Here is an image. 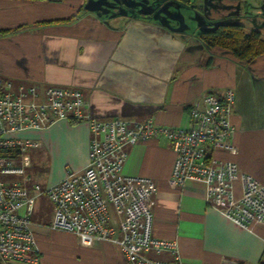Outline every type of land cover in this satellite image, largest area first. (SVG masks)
<instances>
[{"label": "crops", "instance_id": "1", "mask_svg": "<svg viewBox=\"0 0 264 264\" xmlns=\"http://www.w3.org/2000/svg\"><path fill=\"white\" fill-rule=\"evenodd\" d=\"M218 25H240L264 37V0H0V81L13 93L21 86L78 90L98 121L152 120L180 128L189 126L193 101L208 94L221 99L232 89L236 152L216 150L214 157L236 163L264 185V55L239 61L203 44L198 34ZM15 137L39 143L28 154L27 170L42 189L87 165L84 120H61ZM124 149L122 174L155 184L152 235L175 240L183 264H264V225L234 224L205 200L200 183L170 184L175 156L168 140ZM28 189L35 195L33 185ZM51 214L47 196H37L30 218L36 252L29 254L37 261L8 264H127L111 242L84 245L71 233L51 230ZM144 255L172 261L168 253Z\"/></svg>", "mask_w": 264, "mask_h": 264}, {"label": "built area", "instance_id": "2", "mask_svg": "<svg viewBox=\"0 0 264 264\" xmlns=\"http://www.w3.org/2000/svg\"><path fill=\"white\" fill-rule=\"evenodd\" d=\"M234 103L232 89L221 99L208 94L193 101L187 128L157 126L152 120L98 121L86 112L78 90L21 86L13 93L9 82L0 81V264L37 261L29 257L36 252L30 218L36 197L43 194L52 205L51 230L71 233L84 245L111 242L120 248L127 264H183L175 240L152 235L154 182L122 174L127 158L124 147L158 137L170 142L175 156L172 186L200 183L205 200L234 224L246 229L264 225V185L241 172L236 163L218 162L214 157L216 150L236 152L231 124ZM61 120L86 121L87 165L44 189L34 184L32 195L27 187L31 177L26 152L39 143L15 135L46 129ZM13 150L18 154H2ZM149 252L168 253L172 261L149 259L144 255Z\"/></svg>", "mask_w": 264, "mask_h": 264}, {"label": "trees", "instance_id": "3", "mask_svg": "<svg viewBox=\"0 0 264 264\" xmlns=\"http://www.w3.org/2000/svg\"><path fill=\"white\" fill-rule=\"evenodd\" d=\"M189 5L190 0H172ZM203 44L210 48H220L231 52L239 61H252L264 55V37L259 32H247L240 25H218L211 31L198 34ZM3 155L18 154L17 150L3 151Z\"/></svg>", "mask_w": 264, "mask_h": 264}, {"label": "rangeland", "instance_id": "4", "mask_svg": "<svg viewBox=\"0 0 264 264\" xmlns=\"http://www.w3.org/2000/svg\"><path fill=\"white\" fill-rule=\"evenodd\" d=\"M33 152V149H28L27 150V152H26V154L28 155L29 153H32ZM32 170L31 169H29V170H27V174H30V176L32 177L31 178V181L30 182H28L27 183V186L30 188L32 185H34L35 183H38V181H37V179H40V178H37L36 179V177L33 175V173L31 172ZM12 179H14L13 177L12 178H10L9 180H12ZM16 179H20V177H17ZM5 180V179H4ZM36 210V209H35ZM35 215V211H34V213H33V216ZM32 216V217H33Z\"/></svg>", "mask_w": 264, "mask_h": 264}]
</instances>
